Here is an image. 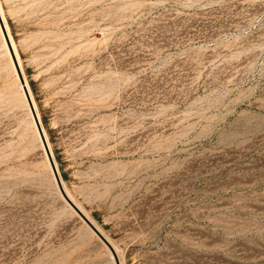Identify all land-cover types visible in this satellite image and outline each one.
Masks as SVG:
<instances>
[{
    "label": "rangeland",
    "instance_id": "374dc122",
    "mask_svg": "<svg viewBox=\"0 0 264 264\" xmlns=\"http://www.w3.org/2000/svg\"><path fill=\"white\" fill-rule=\"evenodd\" d=\"M0 6L64 190L120 264H264V0ZM6 50L0 264H115Z\"/></svg>",
    "mask_w": 264,
    "mask_h": 264
},
{
    "label": "water",
    "instance_id": "95a60500",
    "mask_svg": "<svg viewBox=\"0 0 264 264\" xmlns=\"http://www.w3.org/2000/svg\"><path fill=\"white\" fill-rule=\"evenodd\" d=\"M0 27H1L4 39L6 41V44L8 46L10 55L12 57V61H13V64H14V67H15L19 82L21 83V86H22L25 98L27 100V103H28V106H29V109H30V112H31V115H32V118H33V121H34V124H35V127L37 129V132H38V135H39V138H40V141H41V143L43 145L44 153L46 155L47 161H48V163L50 165V168L52 170V173L54 175V179L56 181V184L58 186L59 191L64 196V198L68 201V203L72 206V208L76 211V213L84 220V222L108 246V248L112 252L115 264H120V259L118 257V254H117L116 250L114 249L112 243L108 240V238L104 235V233H102V231L96 226V224L84 213V211H82V209L67 195L66 191L64 190V187L62 185V180H61L60 175L58 173V170L56 168L52 153H51V151L49 149V146L47 144V141L45 139L40 120L38 118V115H37L36 110L34 108V105L32 103V99H31L30 93H29L28 88H27V86L25 84V80H24V76L22 74V70H21V68H20V66L18 64L17 59H16L15 53L13 51V48H12V45H11L8 33L6 31V28L4 26V23H3L1 15H0Z\"/></svg>",
    "mask_w": 264,
    "mask_h": 264
},
{
    "label": "bare ground",
    "instance_id": "6f19581e",
    "mask_svg": "<svg viewBox=\"0 0 264 264\" xmlns=\"http://www.w3.org/2000/svg\"><path fill=\"white\" fill-rule=\"evenodd\" d=\"M0 15H1V17H2V20H3V23H4V26H5V28H6V31H7V33H8V36H9V39H10V42H11V45H12V48H13V51H14V53H15V56H16V59H17V61H18V64H19V66H20V68H21V70H22V67H21V65H20V62H19V59H18V54L16 53V48H15V46H14V43H13V40H12V37L10 36V34H9V29H8V25H7V23H6V21H5V18H4V16H3V13H2V9H1V6H0ZM0 34H1V36H2V40H3V47L4 48H6L7 50H9L8 49V46H7V44H6V41H5V39H4V36H3V33H2V30H1V27H0ZM6 50V51H7ZM9 54H10V52H9ZM9 56H11V55H9ZM10 58H12V57H10ZM13 62V61H12ZM13 65V64H12ZM14 67V66H13ZM17 74V73H16ZM24 80H25V78H24ZM18 84H19V86H20V88L22 89V86H21V83H19L18 82ZM25 84H26V86H27V88H28V91H29V93H30V90H29V87H28V84H27V82H26V80H25ZM22 91H23V89H22ZM23 94H24V92H23ZM30 96H31V93H30ZM24 97H25V95H24ZM26 99V98H25ZM31 99H32V103H33V105H34V108H35V110H37L36 109V106H35V103H34V100H33V98H32V96H31ZM26 102H27V100H26ZM28 104V103H27ZM29 107V106H28ZM30 110V109H29ZM31 113V112H30ZM36 113H37V111H36ZM38 115V114H37ZM32 116V115H31ZM42 130H43V133H44V129L42 128ZM44 136H45V139H46V141H47V144H48V146H49V149H50V145H49V143H48V140H47V138H46V135H45V133H44ZM42 144V143H41ZM43 146V145H42ZM54 176V175H53ZM56 182V181H55ZM61 193V192H60ZM62 195V194H61ZM67 195L69 196V194L67 193ZM62 197L64 198V196L62 195ZM70 197V196H69ZM71 198V197H70ZM65 199V198H64ZM65 201L68 203V201L65 199ZM69 204V203H68ZM69 206L72 208V206L69 204ZM73 209V208H72ZM74 210V209H73ZM75 211V210H74ZM76 212V211H75ZM84 221V220H83ZM86 224V223H85ZM87 225V224H86ZM88 226V225H87ZM89 227V226H88ZM90 228V227H89ZM91 229V228H90ZM92 230V229H91ZM93 231V230H92ZM94 232V231H93ZM95 233V232H94ZM96 234V233H95ZM107 249H108V252H109V254H110V257H111V259L113 260L114 258H113V255H112V252L110 251V249L108 248V246H107ZM115 249V248H114ZM116 250V249H115ZM114 261V260H113ZM115 262V261H114Z\"/></svg>",
    "mask_w": 264,
    "mask_h": 264
}]
</instances>
